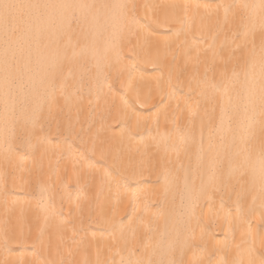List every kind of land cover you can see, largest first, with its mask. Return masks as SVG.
Listing matches in <instances>:
<instances>
[{"label": "bare ground", "instance_id": "1", "mask_svg": "<svg viewBox=\"0 0 264 264\" xmlns=\"http://www.w3.org/2000/svg\"><path fill=\"white\" fill-rule=\"evenodd\" d=\"M0 264H264V0H0Z\"/></svg>", "mask_w": 264, "mask_h": 264}]
</instances>
